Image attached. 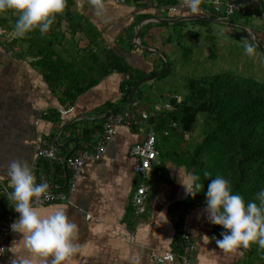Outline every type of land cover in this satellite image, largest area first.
Returning <instances> with one entry per match:
<instances>
[{
    "label": "crops",
    "instance_id": "1",
    "mask_svg": "<svg viewBox=\"0 0 264 264\" xmlns=\"http://www.w3.org/2000/svg\"><path fill=\"white\" fill-rule=\"evenodd\" d=\"M202 1L196 13L189 9L186 0H177V12H171L170 4L164 0H103L102 17L94 14L90 0H72L70 8L93 23L98 31L93 37L95 42L124 56L146 77L152 75L155 68L161 69L159 62L164 54L171 60L173 55L179 54V35L186 27L184 23L177 24L176 19L209 15L210 10L203 7ZM188 20L192 19L180 21ZM254 22L259 26L257 29L226 25L224 32L234 37L240 35L237 33L241 30L244 35L248 31L264 45V18L258 17ZM0 31V217L12 207L11 203L14 204L8 199L11 185L7 165L14 159L26 160L37 183L45 177L55 191L69 192V201L56 200L36 206L41 215L62 208L77 224L76 242L80 247L66 264H160L155 255L175 248L180 230L189 231L196 243L191 264L250 263L246 258L249 248L225 252L216 245L223 226L208 222L204 212L205 196L199 195L193 205L180 204L191 197L186 195L180 177L186 178L193 169L183 161L170 162L163 157L159 142L160 137H165L161 132L156 133L152 124L141 129L118 124L104 157L84 164L82 175L76 179L72 190L71 168L61 161L39 157L37 149L42 142L56 147L62 156L93 149L102 133L106 113L125 105L120 91L125 75L113 72L80 94L72 104L63 103L59 92L51 90L42 72L33 64L34 58L21 57L11 51L9 34L14 30L7 31L0 26ZM67 36L80 47L90 43L84 32L75 33L73 38L70 34ZM91 47L97 49L95 45ZM155 78L146 82L150 84ZM95 128L96 132L87 142L88 131ZM147 130L157 134L160 154L146 178L150 187L146 205L142 213L136 214L131 197L142 178L134 170L135 157L130 154V148L144 140ZM25 258L33 259V264H42L44 259L33 257L22 233L15 232L0 264H13V260L22 264ZM253 264L263 262L257 258Z\"/></svg>",
    "mask_w": 264,
    "mask_h": 264
},
{
    "label": "trees",
    "instance_id": "2",
    "mask_svg": "<svg viewBox=\"0 0 264 264\" xmlns=\"http://www.w3.org/2000/svg\"><path fill=\"white\" fill-rule=\"evenodd\" d=\"M235 1L245 7L244 13L239 10L229 16H223L214 10L213 0H203V7L210 10L208 14L221 22L205 19L190 21L201 23L208 28L207 39L214 38L211 22L234 28L247 29L252 26L257 29L259 26H255L254 21L259 16L264 17V0ZM164 2L178 3L177 0ZM71 5L72 0H67L66 8L56 16L48 31L41 33L34 30L22 37L17 35L8 42L9 48L18 56L34 58L33 64L42 72L51 90L59 92L63 103L68 101L72 104L80 94L111 73H123L125 77L120 82V91L123 93V103L126 104L133 87L146 74L130 65L125 57L115 50L95 42L93 37L98 34L97 29L93 23L84 19L83 15L72 10ZM17 17L18 13L12 10L0 13V26L7 31L14 30ZM182 23L184 21L177 22ZM77 32H84L90 39L86 47H80L77 41L68 40L67 34L73 38ZM198 34L201 36L200 32ZM181 38L182 32L178 44L184 55L190 46L186 47ZM246 43H252L254 49L264 52L260 38L259 42L247 38L244 44ZM91 45H95L97 49ZM163 56L159 62L161 69L155 68L152 71V74H157L154 81L150 84L142 83L133 104L124 106L117 112L129 110L140 114L148 110L153 113L149 122L156 133L161 132L167 137V130L168 135L174 134L182 140H187L188 134L192 133L199 121V115H202L203 135L200 137L203 139L198 137L199 140L196 139L193 147L188 150V168H192L196 174L201 170L200 180L204 184V190L180 204H195L199 195L205 196L210 179L218 174L228 178L233 191L241 194L246 201L256 199V193L264 188V80L253 74H242L234 68L222 72L203 70L199 76L185 75L182 81L184 92L157 94L154 91L155 83L167 78L168 73L173 70V61L165 54ZM142 86L147 90L143 91ZM177 96L181 97L180 101ZM162 100L169 101L171 106H162ZM157 104H160L161 108L155 111ZM173 122H176L175 126ZM96 130L95 128L88 131L87 142ZM206 172L211 175L205 176ZM179 240L177 237L175 248L179 247ZM248 251L246 258L249 264H253L257 258L264 264V248H260L258 242L253 243Z\"/></svg>",
    "mask_w": 264,
    "mask_h": 264
},
{
    "label": "clouds",
    "instance_id": "3",
    "mask_svg": "<svg viewBox=\"0 0 264 264\" xmlns=\"http://www.w3.org/2000/svg\"><path fill=\"white\" fill-rule=\"evenodd\" d=\"M186 2L193 13L200 10L201 0ZM66 4L67 0H0V13L7 10L18 13L14 32L22 37L34 30L41 33L48 31ZM90 4L94 14L102 17L105 12L103 0H90ZM245 51L253 54L254 45L246 43ZM210 175L205 173V176ZM7 176L11 185L8 199L10 203L15 202L11 205L19 213L11 223V229L22 233L25 246L32 256L44 258L42 264H66L80 247L76 242L77 224L62 208L41 215L35 200L46 194L49 184L36 182L28 161L12 160L7 165ZM180 182L185 187L186 195L195 197L204 190V184L196 173H190L184 179L180 177ZM205 197L204 212L208 222L223 226L220 237L216 238L219 248L225 252H236L257 242L260 248H264V188L256 193V199L246 201L241 194L233 191L228 178L218 174L210 179ZM13 264H16L15 260ZM22 264H33V259L25 258Z\"/></svg>",
    "mask_w": 264,
    "mask_h": 264
},
{
    "label": "built area",
    "instance_id": "4",
    "mask_svg": "<svg viewBox=\"0 0 264 264\" xmlns=\"http://www.w3.org/2000/svg\"><path fill=\"white\" fill-rule=\"evenodd\" d=\"M212 4L214 10L223 16H229L239 10L242 13L246 11L245 7L241 6L235 0H213ZM169 10L171 12H177L178 3H171L169 5ZM0 34H2V31ZM177 100L180 101L181 97L177 96ZM160 106V104H157L155 106V111L159 110L161 108ZM162 106L170 107L171 103L167 101L162 104ZM152 114L153 113L148 110H144L140 114L129 110L114 112L106 116L102 133L97 138L93 149L85 148L75 154L62 156L57 152L56 147L45 145L46 142H44V144L42 142L37 149V154L39 157L61 161L69 166L72 170L70 187L73 190L76 179L82 175L84 164L89 161H98L104 157L107 151V145L116 133L118 124L123 123L129 128L137 127L141 129L150 124L149 118ZM165 134H168L167 130ZM130 154L135 157L134 170L137 175L142 178V180L138 182L131 197V203L135 213L140 214L144 210L150 190L146 178L150 175V171L160 154L157 146V134L153 130H147L144 140L131 146ZM40 182H47L49 188L46 194H43L40 199L35 200V206L46 205L56 200H70L69 192L55 191L54 186L47 178L43 177ZM13 203L15 202L13 201ZM18 216L19 213L11 207L5 210L0 217V259L9 248L10 241L15 233L10 225ZM177 237L180 239L179 247L163 251L161 254H156L155 259L158 263L164 264L166 262H173L176 264H191L193 255L196 251V243L192 235L189 231L180 230L177 233Z\"/></svg>",
    "mask_w": 264,
    "mask_h": 264
},
{
    "label": "rangeland",
    "instance_id": "5",
    "mask_svg": "<svg viewBox=\"0 0 264 264\" xmlns=\"http://www.w3.org/2000/svg\"><path fill=\"white\" fill-rule=\"evenodd\" d=\"M258 18V17H257ZM260 19L264 17H260ZM186 28H184L182 32V42L186 47H189V50L186 51L183 55V49L179 46V54L177 56H172L173 61V70L168 73L164 80H160L155 83V92L170 94L176 92L181 93L185 91L183 80L185 75H196L199 76L203 73V70L209 72H222L226 70H234L242 73V74H253L258 79L264 80V52L257 51L254 49L253 54L249 55L245 51V42L247 40H243L242 37H246L248 39H252L251 34L247 33L244 35L241 30L239 31V37H233L229 33L224 32L225 26L224 24H220L218 22H211L212 34L214 38L207 39L208 36L207 30L201 23H197V25H193V22L188 20L184 22ZM63 26L66 27V25ZM201 33V36L197 33ZM1 33V31H0ZM16 35L15 32L13 34H9L10 40L11 37ZM226 38L227 40H223L222 38ZM240 38V39H239ZM254 38V37H253ZM258 38V37H257ZM255 41L254 39H252ZM259 42V39L256 40ZM15 53V51H14ZM249 64L251 66L249 67ZM237 68L239 70H237ZM240 69H245L240 70ZM250 70V71H248ZM147 90V89H145ZM167 101L162 100L161 103H165ZM173 125H176V122H173ZM202 128V115H199V121L195 124V127L192 133L188 134L187 140H182L178 136L174 134H170L167 137H160V148L162 150L163 157L170 162L176 159V163L179 161H183L188 166L190 162V157L188 155V150L193 147L196 139L199 140L200 135L203 133ZM159 134V133H158ZM199 137V138H198ZM201 172V170L199 169ZM198 171L199 177L201 175Z\"/></svg>",
    "mask_w": 264,
    "mask_h": 264
},
{
    "label": "water",
    "instance_id": "6",
    "mask_svg": "<svg viewBox=\"0 0 264 264\" xmlns=\"http://www.w3.org/2000/svg\"><path fill=\"white\" fill-rule=\"evenodd\" d=\"M184 19H205V20H212V21H219V22H221V20H219L217 18H214V17H211L210 15H207V14H196V15H191V16L190 15L189 16H184V17H180L179 19H176L175 21H180V20H184ZM251 30L254 33V30L253 29H251ZM254 35H255V33H254ZM137 36H139V33L137 34ZM254 38H255V41H256L257 40L256 39V36H254ZM167 67H169V65H167ZM156 76H157V74H152V75H149V76H146V77L141 78L138 81V83L135 84V86L133 87L129 101L125 105H123V106H118V107H115L112 110L108 111L106 113V116H109L110 114H112L114 112H117L119 109H122L124 106L125 107L130 106L134 102V98H135V95L137 93V90H138L139 86L142 83H144V82H146V81H148L150 79L155 78ZM202 139H203V137H201V140Z\"/></svg>",
    "mask_w": 264,
    "mask_h": 264
}]
</instances>
